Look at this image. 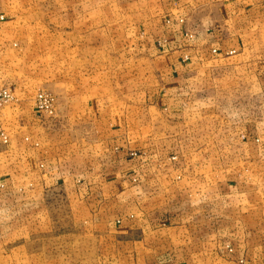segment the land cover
Masks as SVG:
<instances>
[{
  "label": "crops",
  "instance_id": "obj_1",
  "mask_svg": "<svg viewBox=\"0 0 264 264\" xmlns=\"http://www.w3.org/2000/svg\"><path fill=\"white\" fill-rule=\"evenodd\" d=\"M126 11L135 19L121 25V46L130 41L149 53L143 83L130 90L92 83L101 70L90 33L78 55L88 61L89 82L77 96L56 94L57 115L22 100L3 107L9 142L0 138V206L42 207L51 193L69 190L87 204L92 225L52 235L93 239L90 252L109 251L108 264H264V0H138ZM199 105L231 109V144L191 146ZM147 125L158 141L151 151ZM165 140L171 153L161 149ZM148 153L176 161L150 169L143 183ZM158 187L167 192L156 202L148 189ZM0 227L9 236V226ZM24 232L29 239L7 251L47 264L44 231Z\"/></svg>",
  "mask_w": 264,
  "mask_h": 264
},
{
  "label": "rangeland",
  "instance_id": "obj_2",
  "mask_svg": "<svg viewBox=\"0 0 264 264\" xmlns=\"http://www.w3.org/2000/svg\"><path fill=\"white\" fill-rule=\"evenodd\" d=\"M137 2L138 0H0V89L9 91L11 102H31L38 113L53 118L51 116L55 113L57 115L56 94L64 97L77 96L82 93L79 92L82 87L78 86H86L89 82L86 74L88 61L78 59V55H83L82 51L87 50L84 49V43L90 33L94 34L96 39L95 67L101 70V74L97 71L91 82L95 79L96 84H109V87L121 85L127 90L137 87L140 85L138 81L143 83V74L148 70L147 64L142 61L148 52L143 46L130 41L128 46H121L120 41V36L124 35L121 25L126 20L130 23L135 19L132 17L134 13H128L126 10L128 7L129 10L134 8ZM104 41L111 57L105 62L102 46ZM104 65L108 67V72L103 71ZM45 94L54 98L55 111H42L36 106L39 97ZM216 113L226 117L228 122L225 119L224 124L219 123L214 117ZM194 115L197 121L191 126L192 147H202L205 141L210 139L225 144L234 141L231 132L235 124L231 123L230 108H201L199 105ZM205 115H213L212 120L201 121ZM2 127L1 124V129ZM147 132L149 137L146 136L144 143L151 151L154 141L151 126ZM219 133H223V136L220 134L221 139L214 138ZM157 142L156 139L158 146ZM161 149L165 150L163 153H171L173 147L165 140L161 143ZM141 151L145 150L134 151V157L140 156ZM148 156L151 155L148 153L144 161L145 176L134 178L136 184L141 178L143 183L147 180L150 169L157 171L161 167L167 168L165 164L176 161V157L169 159L168 153L159 157L160 159ZM148 190L156 196V202L159 197L166 196L167 192L166 187ZM11 198L18 203L14 195ZM47 198L48 202L42 207L35 203L26 207L21 204L18 210L9 208L8 203L1 204L0 225L9 226V236H0V264H29L23 251H7V248L10 244L18 246L25 239L28 240L24 229L31 226L45 233L42 238H45L48 248L43 253V258L47 264H108L107 259L111 254L109 251L90 252V247L94 245L89 243L98 244L93 239L72 234H64L57 239L52 235L55 232L70 230L84 232L90 228L92 224H87L90 222L87 204L75 202L69 190L63 189L51 193ZM149 206L159 211L167 210L164 204L155 205L151 202ZM33 217L38 219L33 220ZM4 218H7L6 222L3 221ZM18 227H21L20 230ZM2 229L3 227H0V230ZM2 232L4 234L5 230ZM38 263L37 259L32 264Z\"/></svg>",
  "mask_w": 264,
  "mask_h": 264
},
{
  "label": "built area",
  "instance_id": "obj_3",
  "mask_svg": "<svg viewBox=\"0 0 264 264\" xmlns=\"http://www.w3.org/2000/svg\"><path fill=\"white\" fill-rule=\"evenodd\" d=\"M11 94L6 89H0V111L5 105H7L12 100ZM36 106L38 109L42 111H55L54 106V98L51 97L49 94L41 95L39 99L37 100ZM0 138L3 140L5 144L9 142L8 135L5 133L3 129H1V123H0Z\"/></svg>",
  "mask_w": 264,
  "mask_h": 264
}]
</instances>
